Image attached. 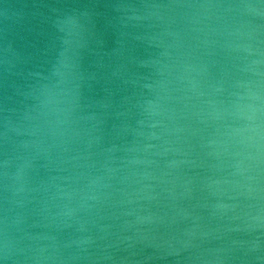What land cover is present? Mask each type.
Masks as SVG:
<instances>
[{
  "label": "clouds",
  "instance_id": "clouds-1",
  "mask_svg": "<svg viewBox=\"0 0 264 264\" xmlns=\"http://www.w3.org/2000/svg\"><path fill=\"white\" fill-rule=\"evenodd\" d=\"M147 261L264 264V0H0V264Z\"/></svg>",
  "mask_w": 264,
  "mask_h": 264
},
{
  "label": "water",
  "instance_id": "water-1",
  "mask_svg": "<svg viewBox=\"0 0 264 264\" xmlns=\"http://www.w3.org/2000/svg\"><path fill=\"white\" fill-rule=\"evenodd\" d=\"M13 2H16V0H13ZM29 2H31V0H29ZM98 28L100 29V31L102 33L105 32L106 29V21L103 20L102 18L98 20ZM110 31V29L108 30ZM117 37L115 35L111 36L110 42L107 45H101L100 46V51L103 52H107L110 51L112 48L116 47V41ZM146 264H156V262L154 261H147Z\"/></svg>",
  "mask_w": 264,
  "mask_h": 264
}]
</instances>
